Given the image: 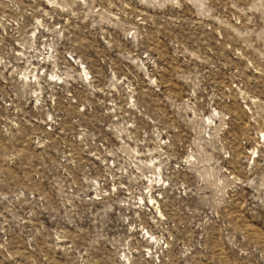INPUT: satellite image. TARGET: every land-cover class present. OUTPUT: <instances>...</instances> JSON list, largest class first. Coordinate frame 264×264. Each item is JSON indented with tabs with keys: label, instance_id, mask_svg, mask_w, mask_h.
I'll list each match as a JSON object with an SVG mask.
<instances>
[{
	"label": "rangeland",
	"instance_id": "obj_1",
	"mask_svg": "<svg viewBox=\"0 0 264 264\" xmlns=\"http://www.w3.org/2000/svg\"><path fill=\"white\" fill-rule=\"evenodd\" d=\"M264 0H0V264H264Z\"/></svg>",
	"mask_w": 264,
	"mask_h": 264
},
{
	"label": "bare ground",
	"instance_id": "obj_2",
	"mask_svg": "<svg viewBox=\"0 0 264 264\" xmlns=\"http://www.w3.org/2000/svg\"><path fill=\"white\" fill-rule=\"evenodd\" d=\"M263 136H264V134H263Z\"/></svg>",
	"mask_w": 264,
	"mask_h": 264
}]
</instances>
